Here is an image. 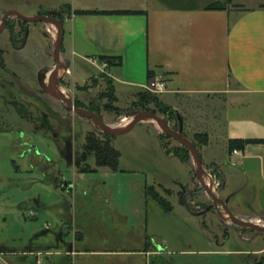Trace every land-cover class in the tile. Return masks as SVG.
<instances>
[{
	"label": "rangeland",
	"instance_id": "374dc122",
	"mask_svg": "<svg viewBox=\"0 0 264 264\" xmlns=\"http://www.w3.org/2000/svg\"><path fill=\"white\" fill-rule=\"evenodd\" d=\"M242 1L247 7L264 3ZM5 11L24 17L51 12L35 0H0V19ZM30 28L28 45L20 52L8 43V33L0 39L6 44L5 67H0V252L39 253L43 264H72L65 256L70 247L93 253L75 264H257L264 260V234L227 224L200 186L192 157L190 164L181 162L176 156L181 145L160 139L151 124H139L112 138L121 154L118 172L97 169L84 146L90 132L103 134L48 94L50 73L44 90L40 89L39 79L57 69L55 45L46 26L37 23ZM63 34L67 48L65 24ZM61 56L69 69L61 91L74 104L104 108L108 100L101 98L108 86L100 71L87 67L88 78L95 79L80 87L85 85L80 80L85 74L77 68L82 73L84 68H76L71 56L67 60L63 49ZM117 88L118 93H128L115 104L119 112L102 110L99 116L114 129L121 119L143 112L133 106L131 90ZM171 114L172 118L158 115L179 132V118L183 119L173 109ZM187 139L195 144L191 133ZM204 148L198 146L199 152ZM86 164L97 173L81 174ZM203 166L235 216L260 211V201L248 189L229 204L222 192L221 169L204 161ZM151 187L173 211L167 212L147 196ZM181 196L189 209L181 205ZM29 260L36 264L35 258Z\"/></svg>",
	"mask_w": 264,
	"mask_h": 264
},
{
	"label": "crops",
	"instance_id": "0c3cea01",
	"mask_svg": "<svg viewBox=\"0 0 264 264\" xmlns=\"http://www.w3.org/2000/svg\"><path fill=\"white\" fill-rule=\"evenodd\" d=\"M35 1L51 12L70 8L64 23L69 27L68 45L66 48L64 34L62 49L66 59H74L76 68H84L83 73L77 70L85 74V79H80L85 85H76L84 88L95 79L87 76V67H92L112 81L119 98L128 93H118L117 86L136 96L146 91L151 80L162 77L168 91L159 96L182 117L184 122L181 118L179 121L183 123L184 136L208 135L209 145L200 154L206 165L217 166L223 172L222 192L229 204L245 189L261 203L264 3L247 7L242 0H233L229 11H208L221 0ZM76 12L140 14L78 16ZM101 58H122V65L108 66L103 73L95 65ZM244 141L260 143L244 150L230 149L231 142ZM254 217L264 220L262 206L256 215L239 218L249 221ZM3 253L10 258V264H34L29 257L43 264L39 253ZM89 254L93 253L70 247L65 256L75 264Z\"/></svg>",
	"mask_w": 264,
	"mask_h": 264
},
{
	"label": "trees",
	"instance_id": "16d2710c",
	"mask_svg": "<svg viewBox=\"0 0 264 264\" xmlns=\"http://www.w3.org/2000/svg\"><path fill=\"white\" fill-rule=\"evenodd\" d=\"M233 7V0H221L212 6H210L207 10L208 11H229ZM237 8V7H234ZM70 8H65L62 10L60 13L62 14V22L65 23L66 15H70ZM264 9V7H263ZM48 12L41 13V16H48ZM140 13H135V12H110V13H105V12H76V15L78 16H91V15H117V16H128V15H138ZM101 62H105L108 64L109 68L113 66H120L122 65V58H101ZM100 78H103L106 83H107V91L103 93L102 95V100L107 99L108 104L104 106V108L101 107H94V103L90 108H86L82 104H79L78 102L75 103L76 107L79 109H87L90 110L93 113H96L98 116H101V111L105 110L108 112H119L117 108H115V104L119 101L117 95H116V89L112 83V81L105 75H101ZM134 104L133 106L136 108V110H141V111H149L154 114H161L167 117H171L174 114L172 113V109L165 105L162 100L160 99L159 95L152 94L148 91H140L136 96H134ZM153 107V109L151 108ZM118 115H122L119 113ZM160 139H166L170 137L164 135V134H159ZM172 140V139H171ZM194 141H195V146L198 149V146H203L206 147L209 144V137L206 134H197L194 136ZM260 142L257 141H244V142H231L230 143V149L232 151L234 150H244L246 146L251 145V144H257ZM197 144V145H196ZM163 149L165 150L167 155H170L171 152L168 150L166 145H163ZM84 153L88 157H92L95 159L96 162V167L97 169H110L113 172H118L119 171V165H120V160H121V154L118 152L112 143V138L108 137L106 135L99 136L95 132H90L87 135L86 138V143L84 146ZM176 156L178 159H180L181 162L185 164H190V159L191 155L190 152L185 149V148H179L177 150ZM80 173L81 174H94L97 173V170H94L91 166L88 164L84 165L82 168H80ZM165 192H167L165 190ZM170 193V192H168ZM172 194H170L171 196ZM147 196L151 197L153 200H155L158 204H160L164 210L167 212L173 211L172 206L156 191L154 187L147 188ZM180 203L184 207H188L186 201L184 198L181 196ZM257 264H264V260L258 262Z\"/></svg>",
	"mask_w": 264,
	"mask_h": 264
},
{
	"label": "water",
	"instance_id": "95a60500",
	"mask_svg": "<svg viewBox=\"0 0 264 264\" xmlns=\"http://www.w3.org/2000/svg\"><path fill=\"white\" fill-rule=\"evenodd\" d=\"M61 17L60 12H50V16H38V17H24L20 15L17 12H8L5 14L3 17V20L0 24V34L3 33L6 29V22L11 19V18H16L19 19L25 23L28 24H37L40 23L44 26L49 24H53L57 27L58 32H59V37H58V43L56 46H54V60H55V66L57 67L58 70V77L61 74V71L64 68L67 69L65 63L63 62L62 56H61V50L63 46V39H64V23L59 20L58 18ZM51 71H49L46 75V78L48 74ZM57 77V79H58ZM55 80L52 84H49L47 86V91L48 94L53 97L54 99L62 102L67 109L75 114L76 116L83 118L85 120L90 121L95 128L97 129H102V134L106 135L111 138H116L122 135H125L129 133L135 126L137 125H143L144 122L146 121H155L159 124L161 127L162 131L164 132V135L170 137L172 140L177 142L178 144L181 145V147L187 149L190 152V155L192 157L193 165L194 162L196 163V166H194L198 181L202 189L204 190L206 196L215 204L217 209L222 210L228 217V221L231 222L232 226L241 228L244 230H250L254 231L256 233L264 234V228H261L257 225H252L247 222H245L243 219L235 216L231 210L229 209L228 203L225 202L224 200L221 199L219 195H217L215 192H213L206 184V171L203 166V160L201 157V154L197 147L192 144L183 134V123H180V131L177 132L173 128H171L170 124L162 117H160L157 114H154L149 111H143L137 115H134L132 117L133 121L130 124V126L124 130H115L113 128V125H108L106 124L102 118H100L98 115L95 113L88 111V110H83L79 109L75 106L73 103L72 99L70 96L66 97L62 94L60 90V86L62 85V81L64 80V76L60 80ZM261 206L264 209V194L261 199Z\"/></svg>",
	"mask_w": 264,
	"mask_h": 264
},
{
	"label": "flooded vegetation",
	"instance_id": "af4514ba",
	"mask_svg": "<svg viewBox=\"0 0 264 264\" xmlns=\"http://www.w3.org/2000/svg\"><path fill=\"white\" fill-rule=\"evenodd\" d=\"M5 14H6V12L1 13L0 24L3 20V17L5 16ZM48 16H50V13L48 14ZM62 18L63 17L61 14V17H59L58 19L62 20ZM31 25H33V24H28V23H25L19 19L11 18L6 22V29L3 33L0 34V39L2 38V36L5 33H8L9 34L8 43L13 47V49L15 51L20 52V51L24 50L28 45V40H29V37L31 34V32H30ZM5 45H6L5 42L0 40V67L1 68L5 67L4 63H5L6 53L3 50V47ZM47 73L44 75L43 79H39V81H38V85L40 86V89L42 91L44 90V86H46L45 82H46Z\"/></svg>",
	"mask_w": 264,
	"mask_h": 264
},
{
	"label": "bare ground",
	"instance_id": "6f19581e",
	"mask_svg": "<svg viewBox=\"0 0 264 264\" xmlns=\"http://www.w3.org/2000/svg\"><path fill=\"white\" fill-rule=\"evenodd\" d=\"M46 31L50 34V36L52 37V39L54 41V44L56 46L57 43H58V37H59V32H58L57 27L55 25H53V24H49V25H47ZM68 72L69 71L66 68L63 67V69L61 71V74H60L59 78L57 79V77H58V70L57 69H53L50 72V74H49V78L51 79V82H49V83L52 84L56 79L57 80L61 79V77H63L66 74H68ZM62 94L64 96H66V97L69 96V94L68 93H65V92H62ZM132 121H133L132 118L129 119L127 117L121 119L120 122L115 125V127L118 128V129H115V130H121V131L126 130L130 126V124L132 123ZM143 124H151L152 126H154V128H155L156 132H158V134H164V132L162 131V129L159 126V124L157 122H155V121H151L150 120V121L144 122ZM99 130H101V132H102V129L99 128ZM206 184H207V186L213 192L216 193V186H215V184H214V182H213V180L211 179L210 176H206ZM218 212H219L220 216L223 218V220L226 221L227 224H231V222L227 220L228 219L227 215L222 210L218 209ZM244 221L247 222V223H249V224L257 225V226H259L261 228H264V220L262 218L254 217V218H252L249 221L248 220H244Z\"/></svg>",
	"mask_w": 264,
	"mask_h": 264
},
{
	"label": "built area",
	"instance_id": "2783aa9c",
	"mask_svg": "<svg viewBox=\"0 0 264 264\" xmlns=\"http://www.w3.org/2000/svg\"><path fill=\"white\" fill-rule=\"evenodd\" d=\"M96 67L99 68L103 73L106 72L108 65L107 63H101V62H97L95 63ZM146 91L152 93V94H156V95H162L164 93H166L168 91V83L165 79H163L162 77H158V78H154L153 80H151L148 84V86L146 87ZM236 155L239 154L238 151L234 152ZM212 179V177H211ZM213 180V179H212ZM214 182V181H213ZM215 184V183H214ZM220 187L218 186V189ZM216 194H218L217 192V187H216ZM0 264H9L6 260V254L3 252H0Z\"/></svg>",
	"mask_w": 264,
	"mask_h": 264
}]
</instances>
